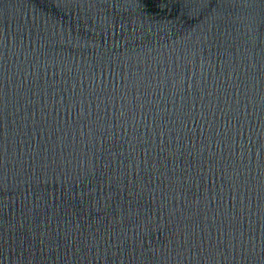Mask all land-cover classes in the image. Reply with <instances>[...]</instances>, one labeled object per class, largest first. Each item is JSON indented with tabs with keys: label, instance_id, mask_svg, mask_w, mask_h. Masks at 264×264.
<instances>
[{
	"label": "water",
	"instance_id": "obj_1",
	"mask_svg": "<svg viewBox=\"0 0 264 264\" xmlns=\"http://www.w3.org/2000/svg\"><path fill=\"white\" fill-rule=\"evenodd\" d=\"M0 264H264V0H0Z\"/></svg>",
	"mask_w": 264,
	"mask_h": 264
}]
</instances>
